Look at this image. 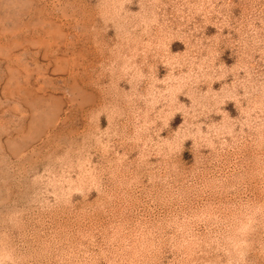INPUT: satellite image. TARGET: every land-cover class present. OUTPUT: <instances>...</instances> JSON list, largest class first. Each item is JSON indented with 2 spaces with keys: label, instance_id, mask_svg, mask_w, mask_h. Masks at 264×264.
Segmentation results:
<instances>
[{
  "label": "rangeland",
  "instance_id": "rangeland-1",
  "mask_svg": "<svg viewBox=\"0 0 264 264\" xmlns=\"http://www.w3.org/2000/svg\"><path fill=\"white\" fill-rule=\"evenodd\" d=\"M0 264H264V0H0Z\"/></svg>",
  "mask_w": 264,
  "mask_h": 264
}]
</instances>
